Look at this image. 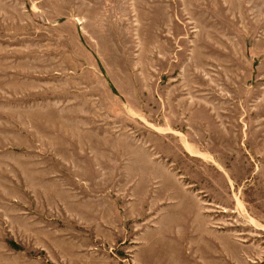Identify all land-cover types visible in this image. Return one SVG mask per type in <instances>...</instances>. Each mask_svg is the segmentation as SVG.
Segmentation results:
<instances>
[{"label": "rangeland", "instance_id": "rangeland-1", "mask_svg": "<svg viewBox=\"0 0 264 264\" xmlns=\"http://www.w3.org/2000/svg\"><path fill=\"white\" fill-rule=\"evenodd\" d=\"M54 1L0 0V264H264V0Z\"/></svg>", "mask_w": 264, "mask_h": 264}, {"label": "crops", "instance_id": "crops-1", "mask_svg": "<svg viewBox=\"0 0 264 264\" xmlns=\"http://www.w3.org/2000/svg\"><path fill=\"white\" fill-rule=\"evenodd\" d=\"M54 2H56V3H59V1L58 0H55ZM62 4H64V5H67V4H69V6H70V8H71V10H73L72 12H75L74 11V9H77L78 8V6L77 5H75V2L73 3V1L72 0H62ZM55 9H57L56 7H55ZM77 16V13L75 12L74 13V15H73V18H75ZM72 18V17H71ZM80 19H85V18H80ZM80 19H78V21L76 22V21H74V20H72V19H70V20H68L69 21V23H70V25H72L73 27H83V24H84V20H80ZM80 20V21H79ZM66 23V22H65Z\"/></svg>", "mask_w": 264, "mask_h": 264}]
</instances>
